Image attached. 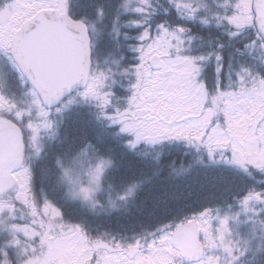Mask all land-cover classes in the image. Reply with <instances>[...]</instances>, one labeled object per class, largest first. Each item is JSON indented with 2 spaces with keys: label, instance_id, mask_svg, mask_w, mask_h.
<instances>
[{
  "label": "snow or ice",
  "instance_id": "1",
  "mask_svg": "<svg viewBox=\"0 0 264 264\" xmlns=\"http://www.w3.org/2000/svg\"><path fill=\"white\" fill-rule=\"evenodd\" d=\"M0 264H264V0H0Z\"/></svg>",
  "mask_w": 264,
  "mask_h": 264
},
{
  "label": "trees",
  "instance_id": "2",
  "mask_svg": "<svg viewBox=\"0 0 264 264\" xmlns=\"http://www.w3.org/2000/svg\"><path fill=\"white\" fill-rule=\"evenodd\" d=\"M185 163H187V161H185ZM218 180V177L215 173L213 172H201L198 175H195L193 177V186L196 187L197 186V182L199 183H205V184H211L213 182H216ZM99 223L102 224V229L104 230V228H107L106 226L108 225L106 222L104 221H98ZM113 224H115V222H113Z\"/></svg>",
  "mask_w": 264,
  "mask_h": 264
},
{
  "label": "rangeland",
  "instance_id": "3",
  "mask_svg": "<svg viewBox=\"0 0 264 264\" xmlns=\"http://www.w3.org/2000/svg\"><path fill=\"white\" fill-rule=\"evenodd\" d=\"M111 226H112V227H114V226H115V224H112ZM106 227H110V225H107Z\"/></svg>",
  "mask_w": 264,
  "mask_h": 264
}]
</instances>
